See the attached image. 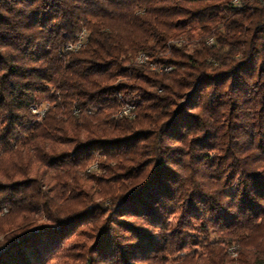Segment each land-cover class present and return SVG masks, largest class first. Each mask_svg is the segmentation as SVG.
Instances as JSON below:
<instances>
[{
	"label": "trees",
	"instance_id": "obj_1",
	"mask_svg": "<svg viewBox=\"0 0 264 264\" xmlns=\"http://www.w3.org/2000/svg\"><path fill=\"white\" fill-rule=\"evenodd\" d=\"M1 212L0 264L90 221L114 264H264V0H0Z\"/></svg>",
	"mask_w": 264,
	"mask_h": 264
},
{
	"label": "rangeland",
	"instance_id": "obj_2",
	"mask_svg": "<svg viewBox=\"0 0 264 264\" xmlns=\"http://www.w3.org/2000/svg\"><path fill=\"white\" fill-rule=\"evenodd\" d=\"M82 37V42H79V38ZM87 39V31L86 30H82L78 33L77 35V39L75 41L70 42L67 45V48L71 49V50H78L82 47V45L84 44V42ZM67 48H65V50H67ZM154 68L156 67L155 65L153 66ZM50 105V102L47 101L46 99L42 98L39 100V102L37 103V105L35 106V108L32 109L33 113L35 114V116L38 119H41L42 116L45 114V111L48 109ZM134 109V108H133ZM134 114V112H133ZM97 157H95L94 160H96ZM103 161H105V163L107 164V166H113L114 163H112L111 161H109V159H104ZM93 162V161H92ZM91 162V163H92ZM108 169V168H106ZM86 174H83V177L81 178V185L80 187H83V189L81 191H85L83 192L87 198V203L95 201V200H100L101 199V191L107 189L106 187L109 185L110 187H112L113 185H115L112 181L113 179V172H111L110 170H105V169H99L94 161L93 164H91L90 166H88V168L86 169ZM121 183V182H120ZM122 184L127 185L128 182H122ZM115 187V186H113ZM56 186L51 185L50 187L48 186V189L52 195L54 193H57L55 189ZM88 191V192H86ZM77 192V191H75ZM74 192V196H80L78 193ZM79 192V191H78ZM105 198V197H104ZM78 202H80L81 200H77ZM83 201V200H82ZM101 201V200H100ZM86 202V201H85ZM62 203V202H61ZM105 203L111 204V201L109 199L105 200ZM66 206V205H65ZM54 209V208H53ZM7 209H4V211H6ZM54 212V210L52 211ZM4 213L5 212H1L0 213V229L4 228L3 223H5L7 220V218H4ZM178 214H173L171 216V220L173 222L176 221ZM3 217V218H2ZM37 218V223L39 222H46L48 221L45 218V215L43 217L42 216H36ZM129 218V217H127ZM9 219V218H8ZM130 219H133L130 217ZM9 221V220H8ZM95 223L93 222H88L85 224H81L80 226H76L74 232H72L71 234H69L62 242V245L58 248V250L55 251V253L47 260L46 264H91L90 261H88L89 256L92 254V258H93V263L94 264H114L112 263L111 260H104L101 259L100 256H96L97 254L92 253L89 251V247L91 246V244L95 241V237L93 236L94 233V225ZM194 231V230H193ZM195 233H198L196 231H194ZM203 235V234H202ZM212 238H215L216 236L212 233L211 234ZM4 238V234L0 231V239ZM232 245H235V250L233 251V249L231 248ZM196 249L198 250V252H204L205 248L203 246H197ZM192 249L190 246L185 247L182 251L177 252L176 254L170 256L169 260L170 263L173 262L174 258H178L180 256H183L184 254L190 252ZM228 250L230 252V254L233 257H237L238 255V250H237V245L235 243H232L231 245L228 246ZM149 264V263H148Z\"/></svg>",
	"mask_w": 264,
	"mask_h": 264
},
{
	"label": "bare ground",
	"instance_id": "obj_3",
	"mask_svg": "<svg viewBox=\"0 0 264 264\" xmlns=\"http://www.w3.org/2000/svg\"><path fill=\"white\" fill-rule=\"evenodd\" d=\"M235 2H237V0H235ZM80 43H81V39H80ZM141 59H144V56H141ZM128 106H133V105H125V106H123L120 114H129V113H131V111L128 112Z\"/></svg>",
	"mask_w": 264,
	"mask_h": 264
},
{
	"label": "built area",
	"instance_id": "obj_4",
	"mask_svg": "<svg viewBox=\"0 0 264 264\" xmlns=\"http://www.w3.org/2000/svg\"><path fill=\"white\" fill-rule=\"evenodd\" d=\"M234 2H235V0H234ZM80 38H81V37H80ZM80 38H79V39H80ZM211 41H213V37H211V38L209 39V42H211ZM78 43H80V40H79ZM144 59H145V57H144ZM34 108H35V107H34ZM133 108H134V106H128V112H129V111H132ZM231 248L233 249V248H234V245H232Z\"/></svg>",
	"mask_w": 264,
	"mask_h": 264
}]
</instances>
